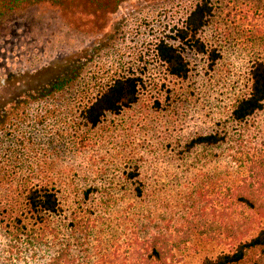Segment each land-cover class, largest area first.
<instances>
[{
    "label": "rangeland",
    "instance_id": "1",
    "mask_svg": "<svg viewBox=\"0 0 264 264\" xmlns=\"http://www.w3.org/2000/svg\"><path fill=\"white\" fill-rule=\"evenodd\" d=\"M196 1L126 0L99 35L72 30L44 8L6 18L0 22V123L57 78L79 74L96 39L108 41L136 13L169 12L179 19ZM213 5L202 32L208 50L219 55L213 67L206 55L187 51V80H152L135 104L104 116L97 127L55 123L45 129L46 144L28 157L45 159L38 174L56 191L59 215L37 223L24 205L34 181H13V171H0V206L10 200L26 212L25 227L12 222L0 228V264H43L60 247L63 264H132L142 246L138 238L157 233L171 248L160 264H203L235 247L225 228L242 223L249 236L264 228V217L235 193L264 185V102L241 123L229 115L249 90L252 64L264 61V0ZM214 130L221 142L187 149L196 133ZM17 227L20 238L12 232Z\"/></svg>",
    "mask_w": 264,
    "mask_h": 264
},
{
    "label": "trees",
    "instance_id": "2",
    "mask_svg": "<svg viewBox=\"0 0 264 264\" xmlns=\"http://www.w3.org/2000/svg\"><path fill=\"white\" fill-rule=\"evenodd\" d=\"M124 1L0 0V22L11 16L24 15L33 8H44L53 11L72 30L99 35ZM213 10V0H197L179 19L169 12H157L155 15L136 13L108 41L100 42L99 38L96 39L93 44L95 51L79 74L72 73L62 80L57 78L46 93L23 100L18 108L2 115L0 171L7 174L13 171L10 179L13 181H20L18 176L34 181L27 186L24 197V205L31 218L44 224L48 218L59 215L56 191L48 188L38 174L42 172L41 162L45 159L28 157L31 149L34 151L46 144L45 129L55 126V123H65L66 128L78 124L81 129L97 127L104 116L119 115L135 104L140 91L152 80L158 84L165 83L166 79L187 80L189 65L184 55L187 51L206 55L208 66L213 67L219 55L215 50H208L202 36ZM263 102L264 61L259 60L252 64L249 70V90L235 101L229 112L230 118L241 123L259 111ZM223 139L215 130L196 133L186 147L192 149L201 144L212 145ZM47 143L48 150L52 142ZM25 162L31 165L28 172ZM3 175L6 177L5 173ZM0 179L2 181V173ZM261 180L264 182V177ZM256 187L259 190L243 186L235 190L236 197L249 210L255 209L257 214L264 217V185ZM24 213L14 208L12 201L6 200L0 206V228L12 222L16 226L25 227L22 223ZM242 225L239 223L225 228L226 238L233 239L235 247L215 258L205 259L203 264H264V228L249 236L248 227L242 229ZM22 231V228L18 231V227L12 230L18 238L23 235ZM138 240L142 246L134 254L132 264H160L171 251L164 234H148V237H139ZM65 257V249L60 247L43 264H63L61 262ZM108 263L110 260H102V264Z\"/></svg>",
    "mask_w": 264,
    "mask_h": 264
}]
</instances>
